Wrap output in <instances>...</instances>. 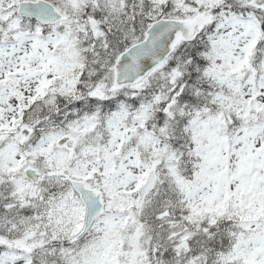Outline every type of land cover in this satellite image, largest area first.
I'll list each match as a JSON object with an SVG mask.
<instances>
[{"label": "snow or ice", "instance_id": "1", "mask_svg": "<svg viewBox=\"0 0 264 264\" xmlns=\"http://www.w3.org/2000/svg\"><path fill=\"white\" fill-rule=\"evenodd\" d=\"M0 264H264V0H0Z\"/></svg>", "mask_w": 264, "mask_h": 264}]
</instances>
